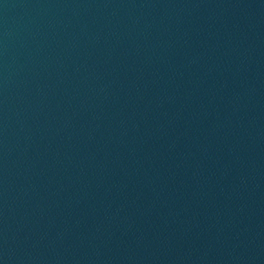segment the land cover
I'll use <instances>...</instances> for the list:
<instances>
[{"label": "water", "instance_id": "water-1", "mask_svg": "<svg viewBox=\"0 0 264 264\" xmlns=\"http://www.w3.org/2000/svg\"><path fill=\"white\" fill-rule=\"evenodd\" d=\"M0 264H264V0H0Z\"/></svg>", "mask_w": 264, "mask_h": 264}]
</instances>
